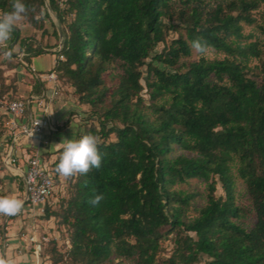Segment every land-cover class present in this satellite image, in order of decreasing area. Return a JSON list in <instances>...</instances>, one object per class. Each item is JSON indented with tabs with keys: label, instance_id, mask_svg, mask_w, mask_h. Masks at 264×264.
I'll return each mask as SVG.
<instances>
[{
	"label": "trees",
	"instance_id": "1",
	"mask_svg": "<svg viewBox=\"0 0 264 264\" xmlns=\"http://www.w3.org/2000/svg\"><path fill=\"white\" fill-rule=\"evenodd\" d=\"M48 1L63 36L48 71L60 91L70 88L76 104L87 105L75 140L96 136L103 161L65 179L57 208L52 196L44 203L42 217L63 237L51 239L43 257L49 264H264V9L260 22L254 14L264 0ZM23 2V20L44 34L45 0ZM11 10L12 0H0V15ZM244 25L262 38L244 34ZM171 31L177 36L167 42ZM16 38L28 63L44 52L17 26ZM197 38L224 56L181 61ZM40 91L33 81L31 93ZM5 118L0 109V137ZM62 151L51 164L53 196ZM190 179L207 183L206 202L191 218L197 193L175 188ZM95 195L104 198L92 205ZM166 240L172 247L160 258Z\"/></svg>",
	"mask_w": 264,
	"mask_h": 264
},
{
	"label": "rangeland",
	"instance_id": "2",
	"mask_svg": "<svg viewBox=\"0 0 264 264\" xmlns=\"http://www.w3.org/2000/svg\"><path fill=\"white\" fill-rule=\"evenodd\" d=\"M264 9V5L259 9L258 12H255V16L260 22V12ZM45 11L48 12L49 18L44 19V27L46 29V32L42 34V30H35L30 24L26 23L24 20H22L17 27L22 30V28L26 27L29 28L30 32L27 34H21V37L23 39L32 38L33 40H38L40 44L44 47V49H52L55 48L58 50V46L60 43V35L58 32V26L61 27V24L55 15V13L51 10L49 6V1L45 0ZM252 33L254 35L253 40L256 38H262L261 33L257 30V27L255 25H244V34ZM177 36L176 32H169L167 36V42H169L172 38H175ZM13 38V34H12ZM12 39L4 46L0 47V90L8 84H12V88L8 91H4L3 93L0 92V105L1 101L7 98H16L20 97L21 94H26L28 91V85L33 83V79L30 78L29 72L27 68H23V66L20 64L19 61V54L22 49L25 47L20 45L19 40L16 38L14 41ZM56 45V46H55ZM162 48V44H159L156 47V50H160ZM10 50L12 55L10 58H6L3 55L4 50ZM56 50V51H57ZM55 52V51H54ZM54 52H45L41 53L35 57H44L45 55L48 57H56V53ZM201 55L196 53L194 50L192 51L191 56L182 58L181 61L187 62L192 60H197ZM204 57L208 59L213 58H222L224 55L220 52H216L212 49H208V52L206 55H203ZM32 63V62H31ZM51 68V67H50ZM50 68L45 69L44 71H48ZM13 86L15 91H13ZM83 109H80L81 116L79 117V126L86 120L87 118V112L88 107L87 105H84L82 107ZM81 129V128H80ZM43 135H49V129L46 126L43 129ZM113 137V136H112ZM177 153H181V151H177ZM22 164V162H19ZM18 163V164H19ZM61 181L58 183L57 192L50 198L51 205L54 208L58 207V200L61 195V192L63 190L62 186L65 182V177L60 176ZM238 183V190L241 194V200L240 202L242 204L248 205L249 200L248 196L246 194L245 186L240 178H237ZM207 183L201 179H190L186 183L178 184L175 186L176 189L183 190L185 192H196L197 196L192 201V207L187 212V217L191 218L197 214V210L205 204L206 202V195H207ZM23 188L22 183L19 177L12 176L9 173H7L4 168L0 164V196H6V195H13L19 199H22L23 197ZM222 193L221 184L217 182L216 184V194ZM28 204H25L27 206ZM43 213H36V214H30L29 217L27 216L26 212L21 211L19 214L15 216H3L0 215V259H7L8 255L11 252V256H15L16 253L20 254L19 248H16L14 242L17 240V238H20L21 231L25 230L27 228L26 221L27 218H29V222L34 221L39 225V231L45 232L50 234V236H60L58 237L59 240L62 241V234L61 232L56 228L57 224L54 220H47L42 217ZM28 222V223H29ZM27 223V225H28ZM163 251L160 253V258H164L170 253V249L172 247V241L166 240L162 242ZM17 251V252H16ZM23 251V250H22ZM8 252V253H6ZM51 253H48V255ZM10 256V255H9ZM54 260V259H53ZM52 258L51 261L53 262ZM50 262L48 261V264ZM60 264V263H56ZM200 264H204L201 262Z\"/></svg>",
	"mask_w": 264,
	"mask_h": 264
},
{
	"label": "built area",
	"instance_id": "3",
	"mask_svg": "<svg viewBox=\"0 0 264 264\" xmlns=\"http://www.w3.org/2000/svg\"><path fill=\"white\" fill-rule=\"evenodd\" d=\"M25 55L27 53L22 49L19 54L20 64L23 68L28 69L33 81L41 85V91L1 101L0 109L6 114V118L0 137V151L4 170L19 177L22 181L23 201L35 208L33 214H42L44 213V203L53 196L55 191V172L51 166L52 161L45 160L37 151H30L24 160V166H19L17 151L22 139L40 136L46 126L50 131H56V126L52 122V103L60 90L55 71L37 70L35 66L24 60ZM59 58L61 59L62 56ZM44 83L49 84V89ZM38 119L40 123L35 127V122ZM33 129L32 136L30 133L33 132ZM20 234L24 245L20 247L19 252L29 253L32 256V264H48V261L43 257L44 246L51 239H55L58 244L62 242L58 236L40 232L39 225L34 221L29 223Z\"/></svg>",
	"mask_w": 264,
	"mask_h": 264
},
{
	"label": "clouds",
	"instance_id": "4",
	"mask_svg": "<svg viewBox=\"0 0 264 264\" xmlns=\"http://www.w3.org/2000/svg\"><path fill=\"white\" fill-rule=\"evenodd\" d=\"M29 7L23 0H12V10L0 15V47L6 45L11 39L16 26L26 17ZM192 50L201 56L206 55L209 44L202 38L193 40L190 44ZM3 55L10 58V50H4ZM40 123L39 119L35 122V127ZM34 127V128H35ZM33 132L30 135L33 136ZM98 138L94 135H84L81 139H63L57 146L62 148V154L56 165V172L65 178L74 175L87 174L92 169H100L102 166L103 155L99 151ZM103 195H95L89 200L92 205H97L103 199ZM24 207V201L13 195L0 196V215L15 216L19 214ZM0 264H11L10 261L0 259Z\"/></svg>",
	"mask_w": 264,
	"mask_h": 264
},
{
	"label": "crops",
	"instance_id": "5",
	"mask_svg": "<svg viewBox=\"0 0 264 264\" xmlns=\"http://www.w3.org/2000/svg\"><path fill=\"white\" fill-rule=\"evenodd\" d=\"M21 34H27L30 32L29 28H22ZM44 51L43 53H45ZM37 56V55H36ZM56 57H35L31 58L30 64L35 66L37 70L44 71L45 69H48L53 66L54 61ZM51 69V68H50ZM30 78L32 79V76L29 74ZM47 89L48 85L47 83H44ZM32 83L28 85V91L26 94H21V96L27 95L31 92ZM71 89L66 88V90L59 91V94L55 97L52 103V111H53V119L52 122L56 126V131H50L49 135L44 136L43 133L35 138L28 139L24 138L20 141L19 150L17 151V154L19 156V160L17 161L22 162V164L19 163V166H24V160L27 157L28 153L31 151H37L45 160L47 161H54L58 157V153L56 152L59 148L55 145H58L62 142L63 139L71 140L72 138L75 139L77 133L80 131L81 126H79V117L82 115L80 112V109H83L82 107L84 104H76L74 101L71 93ZM36 94V93H35ZM10 174V173H9ZM12 175V174H10ZM13 176V175H12ZM24 198V195L22 197V200ZM23 207V212H26L27 216L29 217L30 214H33L35 211V208L31 205ZM29 222V218H27V223ZM31 223V222H29ZM28 223V224H29ZM14 244L16 245V248L22 247L24 244L20 238H17L15 240ZM19 250V249H18ZM17 252V251H16ZM8 253V252H6ZM10 255V256H9ZM8 255L7 259H4L5 261H10L11 264H32V256L29 253H16L15 256H11V252Z\"/></svg>",
	"mask_w": 264,
	"mask_h": 264
},
{
	"label": "water",
	"instance_id": "6",
	"mask_svg": "<svg viewBox=\"0 0 264 264\" xmlns=\"http://www.w3.org/2000/svg\"><path fill=\"white\" fill-rule=\"evenodd\" d=\"M58 32H59V35L61 37L60 43H59V46H58V50H59L61 48V46H62V43H63L62 29H61L60 26H58ZM56 50L57 49H55V48H52V49H44V51H46V52H49V51L54 52Z\"/></svg>",
	"mask_w": 264,
	"mask_h": 264
}]
</instances>
